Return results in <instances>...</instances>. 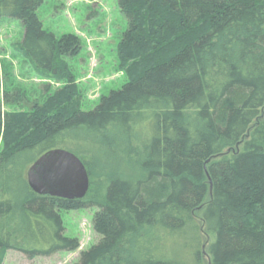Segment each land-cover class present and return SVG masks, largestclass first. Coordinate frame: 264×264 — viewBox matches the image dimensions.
<instances>
[{"label":"trees","instance_id":"trees-1","mask_svg":"<svg viewBox=\"0 0 264 264\" xmlns=\"http://www.w3.org/2000/svg\"><path fill=\"white\" fill-rule=\"evenodd\" d=\"M42 3L0 0L24 28L16 50L66 82L29 112L0 108V264L77 249L62 212L94 206L99 239L75 264H264V0H118L138 71L89 109L65 60L79 40L44 29ZM56 148L84 163L83 198L29 187Z\"/></svg>","mask_w":264,"mask_h":264},{"label":"rangeland","instance_id":"rangeland-1","mask_svg":"<svg viewBox=\"0 0 264 264\" xmlns=\"http://www.w3.org/2000/svg\"><path fill=\"white\" fill-rule=\"evenodd\" d=\"M37 15L43 28L57 37L72 34L79 40V50L74 55L65 56V60L75 78L72 99L78 100L82 109L92 108L102 95L119 89L138 71L137 61L122 49L121 41L128 29V19L120 11L118 0H43ZM23 35L24 28L19 19L0 18L2 112H29L33 105L43 103L66 84L64 80L39 74L16 50L15 44L23 39ZM5 93H9L8 102L3 99ZM11 94H15L17 101L11 100ZM3 133L2 126L0 154L4 147ZM95 211L96 206L62 212L64 234L78 239L77 249L57 251L33 259L21 252L8 250L3 264H75L80 252L99 239L92 227Z\"/></svg>","mask_w":264,"mask_h":264},{"label":"water","instance_id":"water-1","mask_svg":"<svg viewBox=\"0 0 264 264\" xmlns=\"http://www.w3.org/2000/svg\"><path fill=\"white\" fill-rule=\"evenodd\" d=\"M29 187L37 194L81 199L89 188L87 169L73 152L61 148L41 154L27 170Z\"/></svg>","mask_w":264,"mask_h":264}]
</instances>
